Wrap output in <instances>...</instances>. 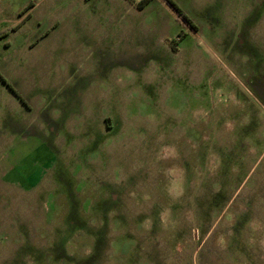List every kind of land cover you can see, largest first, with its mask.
Listing matches in <instances>:
<instances>
[{"label":"rangeland","instance_id":"1","mask_svg":"<svg viewBox=\"0 0 264 264\" xmlns=\"http://www.w3.org/2000/svg\"><path fill=\"white\" fill-rule=\"evenodd\" d=\"M140 1L84 45L70 25L19 113L0 105V264H264V0H173L196 29Z\"/></svg>","mask_w":264,"mask_h":264},{"label":"crops","instance_id":"2","mask_svg":"<svg viewBox=\"0 0 264 264\" xmlns=\"http://www.w3.org/2000/svg\"><path fill=\"white\" fill-rule=\"evenodd\" d=\"M116 1L117 0H58V2H56V8H62V11L56 12L55 15H49L48 8L39 3L31 6L28 10L24 9L23 5V7H21V12L25 11L21 14L20 12L12 11L13 4L11 0H0V29L7 33V36L0 41L9 37L15 39L17 36L22 38L24 44L16 53L14 52L6 59L0 58V105L4 103L10 109L9 112L13 116H15L16 112L19 113L22 104V102H20L19 93L23 94L25 99L33 94L31 91L35 86V79L32 74V71H34L33 69L38 66L40 70L51 71L53 53L58 49H61L60 51L62 52L68 50V43L66 45H64V43L68 41L70 34L69 29L73 31V27L70 25L77 24V34L74 38H77V35H79V39L82 40V45H84L86 33L85 24L94 23L98 16L101 18L98 19V22H102V18L106 17L105 13L107 10L111 11L117 8ZM43 24H48L50 26L51 31L48 32V35H44L42 31L41 25ZM58 25L60 26L57 27ZM55 29L59 30L62 34L64 42L60 48H52L50 43V47L46 48L47 41H51L55 34ZM94 30H96V28H94ZM35 40H38L37 43L32 44ZM45 42L46 44H44ZM79 43L80 42H78V44ZM99 50L100 53H104L103 50L106 51L107 49L99 48ZM83 57L85 59L86 56L83 55ZM40 59L42 63L38 64ZM6 82L11 86H6ZM101 84V82L97 83L100 87ZM79 98L85 99L82 93ZM11 115L8 116V118H10ZM12 124V128L6 130L0 128V150H4L5 144L7 147L13 145L11 136L15 134L16 130L14 120ZM17 127L19 128V124H17ZM6 136L8 137L7 140L4 138Z\"/></svg>","mask_w":264,"mask_h":264},{"label":"trees","instance_id":"3","mask_svg":"<svg viewBox=\"0 0 264 264\" xmlns=\"http://www.w3.org/2000/svg\"><path fill=\"white\" fill-rule=\"evenodd\" d=\"M168 3L175 9V11L179 14V16L182 18V20L185 21L186 24L191 26L193 29H196V25L191 21V19L184 13V11L173 1V0H167ZM152 0H142L137 5L140 10L145 9L147 6L151 4ZM7 36L6 32L1 31L0 29V40L5 38Z\"/></svg>","mask_w":264,"mask_h":264}]
</instances>
